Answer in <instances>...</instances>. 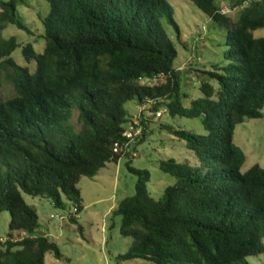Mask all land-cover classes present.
I'll use <instances>...</instances> for the list:
<instances>
[{"label": "trees", "instance_id": "16d2710c", "mask_svg": "<svg viewBox=\"0 0 264 264\" xmlns=\"http://www.w3.org/2000/svg\"><path fill=\"white\" fill-rule=\"evenodd\" d=\"M33 1L50 9L41 16L43 53L32 43L3 38L9 25L35 36L18 15ZM188 1L226 30L223 67L174 68L178 52L163 20L179 39L181 32L167 0H0V86L2 75L14 95L0 102V213L10 214L0 264H46L49 253L63 260L27 199L47 200L61 211L72 205L70 222L84 235L80 182L123 158L137 182L135 195L113 213L121 218V236L132 239L120 263L248 264L264 254V168L243 174L246 155L234 144L239 125L264 118V38L254 36L264 29V0L235 15L221 14L220 0ZM19 49L34 71L15 62ZM193 73L203 97L186 106L184 80ZM129 103L199 119L206 132L160 125L196 160L194 166L160 162L176 181L160 200L149 192L150 173L132 166L150 122L142 121V136L128 152Z\"/></svg>", "mask_w": 264, "mask_h": 264}, {"label": "rangeland", "instance_id": "374dc122", "mask_svg": "<svg viewBox=\"0 0 264 264\" xmlns=\"http://www.w3.org/2000/svg\"><path fill=\"white\" fill-rule=\"evenodd\" d=\"M236 1L220 0L218 5L220 7L233 5ZM167 2L174 11V20L181 32L179 39L173 26L166 19L163 20L164 27L178 52L174 68L186 71L189 67H193L199 71H212L215 65L223 67L224 54L227 51L226 30L215 24L188 0H167ZM49 10V5L43 1H33L30 7L20 6L18 15L35 36L31 37L16 26L9 25L3 32V38L16 37L20 45L32 43L38 53H43L45 41L39 39L44 34L41 16H47ZM254 36L257 39L264 38V29L255 31ZM13 58L17 64L35 70V64L27 65L21 49L14 53ZM1 82L0 102H4L14 95L2 75ZM212 85L218 89L217 83L213 82ZM182 92L190 97L185 100L186 106H190L191 100L203 97L199 80L194 73L185 77ZM126 109L134 116L138 106L129 103ZM147 120L150 122L148 124L150 134L148 139L137 148L132 166L150 173L149 192L155 200H160L164 191L174 186L176 182L174 178L160 170V162L188 161L192 166L196 162L188 152L185 142L179 141L167 131L160 130V125H172L177 130L188 131L195 135H206V132L199 119L172 118L167 111L162 118L147 115ZM234 144L246 155L242 167L243 174L256 165L264 168V118L247 120L239 125L235 131ZM126 164L127 159L123 158L118 164H108L94 179L83 178L80 182L84 210L78 222L84 228V235L77 231V225L70 222L69 213L75 211L72 205L66 211H61L55 209L47 200L27 199L40 216L41 229L58 244L64 257L63 260H57L49 253L46 255V264H149L144 260L122 263L118 261V257L126 254L132 245L131 238H124L120 234L121 218L113 214L120 202L136 193L137 178L128 171ZM52 216L63 217L64 220L60 223L58 219H52ZM9 223L10 214L0 213L1 238H7ZM247 261L248 264H264V254L248 258Z\"/></svg>", "mask_w": 264, "mask_h": 264}, {"label": "built area", "instance_id": "2783aa9c", "mask_svg": "<svg viewBox=\"0 0 264 264\" xmlns=\"http://www.w3.org/2000/svg\"><path fill=\"white\" fill-rule=\"evenodd\" d=\"M253 1L255 0H244L243 4L240 6H232V5H224L220 8V13L223 15H235L238 12H240L243 8L248 7ZM151 107L150 106H144L142 110L136 115L132 116V118L129 120L128 124L126 125V130L124 132V137L127 140V150L128 152H134V149L139 142L142 133L144 131V126L142 125V121L146 120L145 122L147 123V115H155L157 118H162L164 115V112L166 111L165 108H161L157 112H151L150 111ZM143 112H146V118L143 117ZM145 123V124H146ZM119 149V146L116 145V151ZM52 219H58V221L61 223L64 218L59 217V216H52ZM7 241V238H1L0 237V242L5 243Z\"/></svg>", "mask_w": 264, "mask_h": 264}, {"label": "crops", "instance_id": "0c3cea01", "mask_svg": "<svg viewBox=\"0 0 264 264\" xmlns=\"http://www.w3.org/2000/svg\"><path fill=\"white\" fill-rule=\"evenodd\" d=\"M142 108H143V107L138 106V110H136V112H135L133 115L139 113V112L142 110ZM41 231L43 232V230H41ZM44 233H45V231H44Z\"/></svg>", "mask_w": 264, "mask_h": 264}]
</instances>
